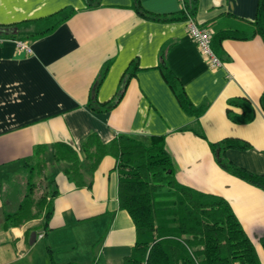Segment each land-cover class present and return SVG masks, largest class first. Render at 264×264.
<instances>
[{"label":"crops","instance_id":"1","mask_svg":"<svg viewBox=\"0 0 264 264\" xmlns=\"http://www.w3.org/2000/svg\"><path fill=\"white\" fill-rule=\"evenodd\" d=\"M138 2L156 15L181 8L179 0ZM196 3L193 20L212 36L222 30H253L258 0ZM66 8L74 13L52 32L37 39L11 36L16 34L11 26L27 30ZM0 38V264H122L132 253L135 227L118 205L115 159L105 155L92 168L81 150L92 133L103 143L128 135L148 144L152 135H163L176 181L225 199L264 264V191L221 168L210 148L228 137L245 140L248 149H227L225 157L264 175V111L259 103L264 43L259 36L216 43L222 65L215 68L187 33L186 21L146 19L132 0H97L91 6L84 0H0ZM17 40L25 41L31 52L18 49ZM162 60L193 105H208L199 117L181 108L158 67ZM106 63L95 92L101 104L121 90L129 67L135 64L136 70L119 102L98 112L87 103ZM234 97L251 101V122L239 124L227 117V101ZM57 141L78 149L82 186L69 177L70 163L54 158ZM40 145L44 151L36 157ZM37 160L42 171L31 182L43 185L52 213L46 224L42 212L6 227L4 215L17 208L27 188V170L37 167Z\"/></svg>","mask_w":264,"mask_h":264},{"label":"trees","instance_id":"2","mask_svg":"<svg viewBox=\"0 0 264 264\" xmlns=\"http://www.w3.org/2000/svg\"><path fill=\"white\" fill-rule=\"evenodd\" d=\"M87 6L97 0H84ZM134 10L146 19L157 22L186 21L196 12V0H183L177 13L156 15L144 10L138 0H132ZM74 13L71 8L62 9L44 19L33 22L29 29L10 28L19 39H37L52 32L60 23ZM253 30L249 33L235 30H222L212 36V47L224 39H249L259 36L264 43V0H258ZM162 58V55H161ZM165 61L159 69L165 82L175 94L183 111L199 117L207 104L195 106L187 97L182 85L167 68ZM108 63L94 84L87 105L102 112L113 108L120 100L129 77L136 70L133 64L125 73L121 90L108 102H97L95 92L102 81ZM260 107L264 111V92L260 96ZM227 117L239 124L251 122L255 117V108L246 97H234L227 101ZM240 109L239 113L232 110ZM250 147L245 140L224 138L211 143L210 148L218 165L236 176L264 191V175L251 172L234 164L225 157L227 149L245 150ZM81 150L91 160L95 168L100 159L110 155L115 159L118 176L117 197L119 208L126 210L135 227V244L132 253L122 264H261L255 247L246 235L240 222L234 215L229 203L222 197L203 193L175 179L173 161L165 147L163 135H152L149 143L119 135L108 143L100 141L95 133L88 135L81 143ZM44 151L43 146L35 148L38 157ZM56 160L70 163L69 177L77 186H82L79 151L75 145L63 141L53 144ZM37 167L29 166L26 191L18 202L17 208L4 215L5 226L20 225L26 220L39 216L44 208L45 224L52 213L51 198L40 195L34 202V183L31 177L42 171V162ZM35 203V204H34ZM37 210L32 211V206ZM264 250V236L260 239Z\"/></svg>","mask_w":264,"mask_h":264},{"label":"built area","instance_id":"3","mask_svg":"<svg viewBox=\"0 0 264 264\" xmlns=\"http://www.w3.org/2000/svg\"><path fill=\"white\" fill-rule=\"evenodd\" d=\"M179 2L182 6L183 0H179ZM186 27L187 33L196 44V47L201 55L207 58L209 65L215 68L221 66V59L212 48V33L207 28L198 26L194 22L193 18H188L186 20ZM2 41L3 39L0 38V43ZM16 46L20 50L31 52L29 45L25 41L17 40Z\"/></svg>","mask_w":264,"mask_h":264},{"label":"rangeland","instance_id":"4","mask_svg":"<svg viewBox=\"0 0 264 264\" xmlns=\"http://www.w3.org/2000/svg\"><path fill=\"white\" fill-rule=\"evenodd\" d=\"M37 170L38 169H36V171H34L35 173H37ZM35 185V184H34ZM35 187H36V190H35ZM43 191H44V188H43V185L41 186V184H37L36 186H34V189H33V199H34V202H36L37 201V199H38V197L40 196V195H43ZM35 204V203H34ZM35 210H37V208L35 207ZM42 212L44 213V208H43V210H42ZM41 212V213H42ZM40 213V214H41Z\"/></svg>","mask_w":264,"mask_h":264}]
</instances>
